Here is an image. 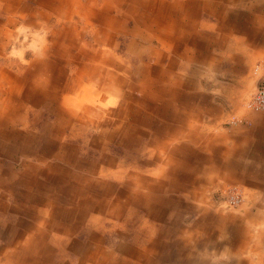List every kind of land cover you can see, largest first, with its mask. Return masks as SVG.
<instances>
[{"label":"crops","instance_id":"0c3cea01","mask_svg":"<svg viewBox=\"0 0 264 264\" xmlns=\"http://www.w3.org/2000/svg\"><path fill=\"white\" fill-rule=\"evenodd\" d=\"M24 19L45 24L52 20L49 27L53 34L45 46L34 47L30 57L37 54L36 58L23 60L26 63L21 68L9 66L11 58L5 53V43L0 42V155L13 161L18 153L24 159L45 162L46 166L41 169L24 164L25 169L16 172L9 164L0 163V169L10 175L6 191L33 203L18 207L0 204V239L8 246L13 244V250L5 254L9 264H40L42 260L49 264L39 254L44 238L53 241L57 226L45 220H38L44 226L38 224V188L50 194L44 197L43 205L51 207L52 213L58 195H68L60 197L69 205L74 202L69 195L75 196L73 205L79 213L69 225L74 230L76 224L88 218L87 213L94 214L91 220L95 227L96 223L102 226L103 218L95 214L107 208L115 219L118 212H128L126 219H131L139 212L138 207L157 215L154 209L158 210L160 202L164 205L172 201L161 195V176L169 180V192L184 188L183 180L194 178L195 173L200 184L206 172L243 184L250 206L241 207L243 212L238 214L234 227L229 226L230 221L223 222L224 227L217 233L220 239L212 238L213 232L208 231L199 235L205 233L206 239H213L209 242L211 251L227 264H264V113L246 112L243 123L224 127L228 111L221 106L243 97L264 73V65L258 72L253 71L256 63L264 62V0H0V37L5 38V28L11 26V30ZM37 22L34 26L38 28ZM85 34L92 37V43L82 39ZM123 44L130 61H119L114 53ZM182 54L188 63L193 58L196 67L186 65V61L179 66L177 56L182 62ZM145 55L155 60L133 70L132 63ZM135 92L141 94L140 98L135 97ZM113 97L121 102L115 116L125 119L119 125L122 135L118 144L127 150V160L134 163L148 150L149 156L141 158L148 164L144 166L156 165V169H148L149 173L135 172L133 178L125 179L121 164L120 169H113L117 164L113 158L104 168L101 163L85 160L83 147L68 142L82 138V127L88 125L84 113L97 106L106 111V104L115 101ZM191 101L201 105L205 101V108H198V104L196 108H179L180 102L190 105ZM95 126L102 133L91 138L89 145L105 156L109 149L101 143L103 136L109 139L115 132L105 134L109 128ZM29 130L35 135L22 134ZM129 133H133L132 138ZM175 139L189 142L190 151L182 149L186 146L178 147ZM17 140L22 141L18 144ZM194 145L203 153L193 155ZM62 163L72 166V170ZM98 171L112 176L115 182L107 181L98 189L91 183ZM40 174L46 178L43 184L37 180ZM64 175L74 184L63 185ZM15 185L26 186V192ZM115 193L118 197L113 203L111 195ZM122 195L127 198L124 204L119 199ZM121 205L126 207L121 209ZM46 206L41 208L45 212ZM162 217L161 214V220ZM205 221L203 216L196 225L205 227ZM123 222L127 224L129 220ZM171 226L174 232L169 236H176V223ZM146 227L143 222L142 229ZM92 229H84L85 238L95 240L72 244L78 254L77 264H127L123 258L114 261L105 253L100 255L102 259L96 256L91 248L102 246V240L94 237ZM59 233L66 235L65 231ZM146 236L152 244L149 252H155L161 235L150 232ZM195 248L197 244L192 242L189 250L183 247L190 254ZM165 254L161 252L163 260ZM135 255H145L143 248Z\"/></svg>","mask_w":264,"mask_h":264},{"label":"rangeland","instance_id":"374dc122","mask_svg":"<svg viewBox=\"0 0 264 264\" xmlns=\"http://www.w3.org/2000/svg\"><path fill=\"white\" fill-rule=\"evenodd\" d=\"M36 22L37 21H35V19L32 20L24 19L21 20L20 22H16L15 28L12 27L11 30H10L11 26L9 27V29L5 28L6 30L5 38L0 37V42H2V44L5 43L4 44L5 53L8 57L11 58V63L9 66L15 67L17 65H20L21 68V65L26 63V62L22 63L23 60L31 61L32 58H36L37 54L31 58L30 53L34 52L36 50L35 48L38 49L40 47L45 46V43L53 34L52 31L53 29L49 27L51 26V23H54L52 20H50L46 24L43 21L37 22L40 25L38 28L34 26ZM47 27L48 29H45ZM58 28L59 27L55 29ZM82 39L84 41H88L92 43L91 36H87L85 34L82 35ZM15 49L16 51L14 52ZM125 50L126 47L123 44L114 51L117 58H119V61L120 60L130 61L129 55L124 52ZM177 57H178L179 66L183 65L184 61L187 62L183 54H182V62H180V55H178ZM148 60H150V62H153L155 58L149 55H145L143 59L132 63V69L134 70L138 67H141L142 63H145ZM189 62L190 63L187 62L186 65L189 64L196 67L197 62H195V60L193 61V58ZM259 63H262L264 65V62H258L255 65ZM0 64H3V62L0 61ZM15 70H17V68L12 69V71ZM255 87L256 86L253 85L247 88L245 90V93H243L244 94L243 97L239 98L238 100L237 99L231 100L228 106L225 105L226 107L220 103L221 106L225 109V111H228V116L226 120L222 123L224 127L225 126L236 127V125L243 123L244 121L243 115L246 112L264 113V111H255L247 107L246 104L247 100L250 97L251 93L255 90ZM103 95H106L105 91L103 92ZM140 96H141L140 93L135 92L136 98H140ZM113 99L115 101L113 102L111 101L106 104L105 106L106 111H102L99 108V106H97L96 108H93V111L88 110V112H85L84 117L88 125L86 127L85 126L82 127L83 130V133L81 135L82 138H80L79 140H77L76 138L71 139L68 142L73 143L77 147H83L82 149V153L84 154V156L82 155L83 158H85L88 162H96L98 164L101 163L102 166H104V168L106 166V163L109 162V158H113V161L117 163L113 166V169H120L119 165L121 164L122 165L121 169L124 172V175L122 177L125 179L133 178L132 174L135 172L149 173L148 169H156V165H150L149 167L144 166L148 164L144 162L145 159L142 161V158H147L149 156L148 150L143 152V154L141 155L142 158L139 156L140 158L136 159V161H138L137 163H134L135 161L132 162L130 160H127L129 158L125 156V154H128L127 150H124L123 147L118 144L119 137L120 135H122L119 125H121L125 119L120 120L117 119V117L115 116L118 110V105L121 102L120 101L118 102V98L113 97ZM98 102L99 100L97 98L96 103ZM201 102L202 105L196 101H191L190 105L180 102L179 108L185 110L196 108L198 104L199 105L198 108L204 109L205 101H201ZM214 103L215 106H217V103L216 102ZM90 104L91 102H87V105ZM114 112L116 113L114 114ZM169 123L172 126L174 125V122L172 121H169ZM95 125H100V127L103 125L102 128L103 130L104 128H109L107 132L103 131L105 134H108L112 131L115 132L114 134L111 135L112 137L109 139H104L103 136L102 143L104 144L105 147L109 149V151H107V155L105 156H101L98 150H96L91 145H89L91 138L93 137L95 138L96 136H99L102 133L99 127H96ZM16 129L17 131H19L21 129V125L20 124L16 125ZM30 132L31 130L22 131V134H26ZM31 134L35 135L33 132H31ZM132 135L133 133H129L130 138H132ZM161 139L162 140L166 139V135L163 134ZM144 140L149 141V138H144ZM21 141L22 140H17L18 144L21 143ZM175 142L178 147H180L179 145H181V147L186 146L187 148H182V149L190 151V148L188 149V146L190 147L189 142H185L184 139L183 142L179 139L178 141H176L175 139ZM29 144L32 147H34L33 146L34 144L31 141L29 142ZM196 149L197 146L194 145L192 149L193 155H196L198 151H202L201 149L199 150L197 149L196 151ZM158 151L161 153V150ZM136 154L137 152L135 150V152H133V155L136 156ZM165 154L163 155L165 156ZM16 157L14 158L13 161L12 160L9 161L7 157L4 154H2L0 155V163L4 165L9 164L16 172L23 171L25 169L24 164H29L32 167L37 166L38 168L45 169L46 166L45 162L36 161L33 158L24 159V157L20 156V154L18 153ZM198 158L199 156L197 157V159ZM54 160L56 164H59L56 162V158ZM23 161H25L26 163H24ZM194 162H195V157H194ZM63 166L69 170H72L71 168H73L72 166H68L66 164L65 165L63 164ZM47 168H48L47 171L49 170V173L52 175V172L50 171L48 166ZM104 168L102 171L106 173ZM0 172L3 182L0 183V197L2 196L3 199V201L0 202V204L6 205L8 207H18L19 205L30 206L31 204H33V203H28L27 201L20 198L17 199V197L8 193L5 189L6 187L5 185L6 183H8L7 179L10 175L9 173L5 174L4 170L1 169ZM99 173L100 171H98V175L96 176V178L91 180V183L97 185L98 189L107 181H109L110 183L115 182V179L112 176L110 175L103 176L102 174L100 175ZM184 175L185 174H183L182 177H184ZM150 177L151 179L154 178V176H150ZM44 179L46 180V178L41 174L37 178V180L41 184L45 182ZM63 179H64L63 185H66L67 183L74 184V181L72 179L68 180L69 179L68 175H64ZM49 180L52 181L51 179ZM161 180H162L161 195L163 197L164 196L170 197L172 201L164 205H162L160 202L158 206V210L154 209L155 211L158 212L157 215L156 214L149 215L147 214L148 212L146 213L147 209L144 210L143 209L144 207H138L140 209L139 212L136 213V216L132 217L131 219L130 218L126 219V215L128 214V212L126 213L118 212L117 215L118 219H115L112 216H110V214L107 213V209H108L107 208L106 210H103L100 214L98 213L95 214L97 218H99V215L100 217L103 218L102 226H99L100 223L98 224L96 223V225L98 226L95 227L94 223H92L91 220L94 214L87 213L88 218L86 220H82L80 224H76L77 226H75L74 230L72 229V227H69V225L71 221L77 220V216L79 213L76 207L73 205V203L75 204V200H76L75 196H73V194L69 195V198H71V200L74 201L71 205H69L66 202H63L62 198L60 197V196L65 197L68 195H58V199L57 201L55 200L56 203L53 207L54 211L52 213L51 207H47L46 205H43L46 195H50V194L44 193L43 187L38 188L36 195L37 196L36 202L39 203L40 209L39 211H36V215H37L36 217H38L37 222L38 220L39 221L45 220L46 222H53L52 224H54V226H57V228L53 230V237H52L53 241L52 239L50 240L49 237L48 239L44 238L45 244L42 246L43 251H41L39 256L42 257L44 256V261H47L49 264H77L78 254L76 253V250L74 246H72V244L83 243V242L87 243L88 241H90V239H93L91 236L90 237L87 236L86 237L87 239L85 238L86 233L84 229L88 231L89 228L92 229L94 227L91 232L94 233L95 235L94 237H96L97 240H102V246L96 245L93 246V248L91 249L93 251L95 250L96 252L95 254L96 256H99V258H101L100 255L105 253L104 255L113 258L114 261H117L119 258H123L127 262V264H223V263L227 264L228 262L221 261V259L214 252L211 251L209 242H211L213 239L208 240L205 238V233H203L204 236L203 235L200 236L199 233L206 231H208L209 233L213 232L212 238L214 237V239H216L217 237L220 239V237L217 236V233L220 231V228L224 227L223 222L228 223V221H230L231 223H229V226H233V225L235 226L238 214L243 212V209L241 207L244 206L245 204L250 206V202L248 199L249 194L248 191L243 187V184H241L238 181H228L226 179L224 180L218 175H213V173L211 172L204 173L203 181L199 184L196 181V173H195L194 178L183 180L182 183L185 185L184 188H182L181 190L176 189V191L172 190L167 192L168 189L166 188L168 186L169 180L163 178L162 176H161ZM17 183H18L17 181H14V184ZM15 186L17 187V190L26 192L27 189L26 186L24 185H15ZM235 191L239 192L240 194H243V200L240 201L237 206L229 205L227 200L229 196ZM117 196L118 195L116 193L114 195H111V201H113V203L117 201ZM119 199L121 201L120 203L124 204L127 198L125 195H122ZM43 206H46L45 210H47V212L41 209ZM121 206H122L121 209L126 207V205H121ZM142 209L145 212H142ZM33 210H35V208H33ZM122 211L124 212V210ZM161 214L163 216L162 220H161ZM142 216L143 219L141 218ZM203 216L204 219L206 220L204 223L205 227L199 225L197 226L196 223L198 224ZM124 220H129V223L124 224L123 222ZM143 222L148 225L149 229H147L148 227L142 229ZM173 223H176L177 227L179 228V229L177 228L178 234H176V236H172V235L169 236V233L174 232L173 226H171ZM38 224L40 223L38 222ZM40 226H44V225L40 224ZM59 226L61 227L59 228ZM68 229H70V233L67 232ZM141 230L142 231L144 230L143 233L146 235H148V233L150 232H153L155 234L159 233L161 235L162 243L160 242L159 246L157 245L158 248L155 252H149V248L152 247V244L148 243L147 236L141 233ZM64 231L66 232L65 236H63L64 234L59 233ZM181 232H183V236H181ZM142 235L144 236V238L142 237ZM93 240H95V238ZM191 242L193 245L195 243L197 244V248L194 249V254H190L189 252H186V250L183 249V247L185 246L189 250ZM12 247L13 244L11 246L10 245L8 246L5 243V241L0 239V264H9V262L5 258V254L9 253L10 250H13ZM142 248L145 252V255L139 257L135 255V252L140 253ZM49 250L52 251L49 252ZM161 252L166 253L163 256L164 260L161 258ZM169 255L171 257L170 259H169ZM42 257H40L39 260ZM157 259H160V261L158 262ZM40 264H44L43 260L42 262H40ZM83 264H94V263L85 262Z\"/></svg>","mask_w":264,"mask_h":264},{"label":"built area","instance_id":"2783aa9c","mask_svg":"<svg viewBox=\"0 0 264 264\" xmlns=\"http://www.w3.org/2000/svg\"><path fill=\"white\" fill-rule=\"evenodd\" d=\"M262 65V63L255 65L253 68L254 72H258ZM246 104L247 107L255 111H264V73L258 78L255 90L251 93ZM242 200L243 194L235 191L229 196L227 201L229 205L237 206Z\"/></svg>","mask_w":264,"mask_h":264},{"label":"bare ground","instance_id":"6f19581e","mask_svg":"<svg viewBox=\"0 0 264 264\" xmlns=\"http://www.w3.org/2000/svg\"><path fill=\"white\" fill-rule=\"evenodd\" d=\"M133 15V14H132ZM107 28V27H106ZM108 30V29H107ZM149 30V29H148ZM115 62V61H114ZM125 79V78H124ZM159 98V97H158ZM85 101V100H84ZM130 109V108H129ZM141 116V115H140ZM40 117V116H39ZM71 121V120H70ZM133 121V120H132ZM127 127V126H126ZM122 132V131H121ZM129 132V131H128ZM110 135V134H109ZM108 137V136H107ZM110 137V136H109ZM102 143V142H101ZM140 144V143H139ZM66 146V145H65ZM101 146V145H100ZM65 148V147H64ZM71 149V148H70ZM96 149V148H95ZM105 150H106V148H104ZM100 152V151H99ZM80 154V153H79ZM107 154V153H106ZM80 156V155H79ZM86 160V159H85ZM88 163V162H87ZM111 165V164H110ZM83 167H85V166H83ZM106 168V167H105ZM76 170V169H75ZM108 171V170H107ZM116 171V170H115ZM88 173V172H87ZM111 173V172H110ZM116 173V172H115ZM114 173V174H115ZM117 174V173H116ZM151 174V173H150ZM104 176V175H103ZM119 182V181H118ZM119 184H121V183H119ZM127 185V184H126ZM157 185V184H156ZM90 187V186H89ZM96 187V186H95ZM94 187V188H95ZM93 188V187H92ZM159 188V187H158ZM161 188V187H160ZM142 189V188H141ZM143 190V189H142ZM146 190V189H145ZM88 191V190H87ZM86 191V192H87ZM116 192H117V190H116ZM85 193V192H84ZM153 194V193H152ZM118 197V196H117ZM132 198V197H131ZM152 198V197H151ZM81 199V198H80ZM69 200V199H68ZM160 201V200H159ZM90 207V206H89ZM92 209V208H91Z\"/></svg>","mask_w":264,"mask_h":264}]
</instances>
